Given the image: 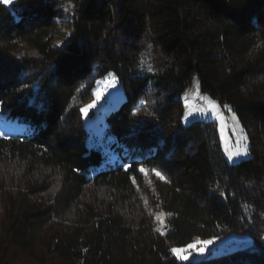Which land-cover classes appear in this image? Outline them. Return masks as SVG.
Here are the masks:
<instances>
[{
  "label": "trees",
  "instance_id": "obj_1",
  "mask_svg": "<svg viewBox=\"0 0 264 264\" xmlns=\"http://www.w3.org/2000/svg\"><path fill=\"white\" fill-rule=\"evenodd\" d=\"M108 74L104 152L81 109ZM194 77L251 157L228 164L214 122L182 123ZM2 115L30 132L0 136V264H264V0L0 4ZM229 233L251 244L172 253Z\"/></svg>",
  "mask_w": 264,
  "mask_h": 264
},
{
  "label": "rangeland",
  "instance_id": "obj_2",
  "mask_svg": "<svg viewBox=\"0 0 264 264\" xmlns=\"http://www.w3.org/2000/svg\"><path fill=\"white\" fill-rule=\"evenodd\" d=\"M97 91L103 93V95L98 100L95 107L87 109V114L91 110L95 112V116L91 122L86 121L85 119L86 126L89 127L91 125L93 127V135L87 141V144L95 145V147H98L102 151L106 152L108 139L104 136L105 125L103 114L106 113L109 107H115L122 101L123 93L121 85L117 82L113 75L109 76V74L96 81L92 91L93 99L87 105H90L93 101L97 100V96L95 94ZM180 99L184 110L182 119L183 124H187L191 120L214 122L221 144L223 159L226 163L235 164L251 157V153L248 149L249 143L247 135L240 125L235 113H233L228 107H225L226 105H219L214 100H212L208 94L201 92L196 77L193 78L190 86L181 94ZM211 102H214L215 105H217L215 112L209 111L211 108ZM217 116H219L220 119H217ZM233 116H235V120L232 119ZM241 129L243 131H241ZM29 132L30 130L28 128L19 126L16 121L14 122L7 120L6 116L4 115L0 116V136H7L10 133L27 134ZM241 137H246V139H241ZM237 142H239V147L246 150V152L242 153L241 155L234 156L230 160L228 157V151L235 152L237 150ZM226 149L228 151H226ZM157 217L158 215H156L154 218L158 221ZM162 217L163 216L160 217V221L162 220ZM160 221H158V226L161 225ZM209 240H211L212 243L206 247L203 254H199L198 251H192L189 249L188 252L191 253L189 258L180 259L173 251L172 253L179 261L184 263H195L200 259L226 254L237 248L245 247L251 244V238L248 235L236 233H229L227 235L215 238L196 239L194 241L203 242ZM192 243L193 242L188 243L187 245ZM185 246L174 248L181 249L185 248ZM200 246V243H196L194 245L196 249H199ZM185 254L187 255L188 253Z\"/></svg>",
  "mask_w": 264,
  "mask_h": 264
},
{
  "label": "snow or ice",
  "instance_id": "obj_3",
  "mask_svg": "<svg viewBox=\"0 0 264 264\" xmlns=\"http://www.w3.org/2000/svg\"><path fill=\"white\" fill-rule=\"evenodd\" d=\"M13 2H14V0H0V4H4V5H6V6L11 5ZM111 75H112V74H109V76H111ZM95 94H96V96H97V100H96V101H93L90 105H87L85 108H82V109H81V112H82L85 116H87V109H88V108L95 107V106H96V103L98 102V100H99V99L102 97V95H103V93L98 92V91H97ZM225 107H227V106H225ZM216 108H217V105H215L214 102H211V108L209 109V111L215 112ZM190 114H191V113H190ZM202 114H203V113H202ZM217 119H220V117L217 116ZM232 119L235 120V119H236L235 116H233ZM241 131H243V130L241 129ZM241 139H246V137H241ZM226 151H228V150L226 149ZM245 152H246V150L241 149V148L239 147V142H237V150H236L235 152L228 151V157H229V159L231 160L234 156L241 155L242 153H245ZM140 171H141V172H145V170L142 169V168L140 169ZM152 172L155 174V176L159 177L160 179H162V180L165 179V178L163 177V175H162L158 170L153 169ZM145 174H147V173H145ZM133 182L135 183V179H133ZM164 215H165V214L160 213V214L158 215V217H157L158 221H160V217H161V216H164ZM160 222L162 223V221H160ZM158 231H159V229H158ZM196 243H200V244H201V246L199 247V249H196V248L194 247V245H195ZM211 243H212L211 240H209V241H203V242L193 241L192 244H189V245L185 246V248H181V249H175V248H174V249H172V251H173L175 254H177V256H178L180 259H188V258H189V255L191 254L190 252H188L189 249H191L192 251H198L199 254H203V252L205 251L206 247H207L209 244H211ZM185 253H188V254L186 255Z\"/></svg>",
  "mask_w": 264,
  "mask_h": 264
}]
</instances>
